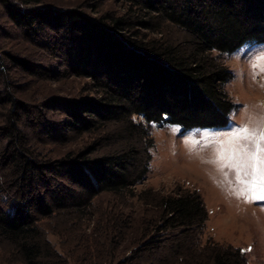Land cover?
Returning <instances> with one entry per match:
<instances>
[{
  "label": "trees",
  "instance_id": "1",
  "mask_svg": "<svg viewBox=\"0 0 264 264\" xmlns=\"http://www.w3.org/2000/svg\"><path fill=\"white\" fill-rule=\"evenodd\" d=\"M119 1L126 5L123 13L90 16L82 6L57 9L38 6V0H0L22 42L43 51L45 46L75 43L79 50L76 60L70 58L73 73L82 75V67L90 65L96 71L86 72L95 75L101 93L89 107L92 114L82 117L73 105L66 106L76 118L74 129L95 131L108 121L125 120L129 141L106 154L91 156L94 145L68 154L60 166L73 186L42 191V183L48 185L57 169L41 157L35 130L41 122H29L30 107L16 94L30 86L28 77L43 80L52 67L0 43V159L7 170L0 175V241L9 245V259L18 257L20 264H65L44 227L61 210L82 218L100 193L135 196V186L148 173L153 146L149 126L228 125L235 104L225 86L233 74L222 55L245 44L264 43V0ZM135 117L140 121L134 122ZM155 202L166 228L186 232L183 242L172 246L173 260L163 258L164 264H249L239 247L210 240L196 243L208 220L197 190L179 189ZM159 244L152 239L146 247Z\"/></svg>",
  "mask_w": 264,
  "mask_h": 264
},
{
  "label": "rangeland",
  "instance_id": "2",
  "mask_svg": "<svg viewBox=\"0 0 264 264\" xmlns=\"http://www.w3.org/2000/svg\"><path fill=\"white\" fill-rule=\"evenodd\" d=\"M43 5L57 9L82 6L90 16L109 11L123 13L126 8L119 0H38V6ZM0 43L10 52L30 55L42 66L52 67L45 71L47 77L43 80L28 77L26 81L30 82V86L26 84L16 94L30 107L29 122H41L35 128L41 157L44 156L46 162L53 161L57 169L52 171L55 176L48 185L42 183V191L49 193L56 186H73L60 166L68 154L87 151L94 145L90 155L95 156L119 151L129 145L124 137L125 120L118 123L108 121L95 131L85 132L71 125L76 118L66 106L73 105L82 117H89L92 114L89 107L101 95L96 88L95 75L86 73L96 74L91 65L82 67L86 70L82 75L73 73L71 69L70 58L76 60L78 57L77 44L69 42L60 47L50 42L51 48L45 46L47 49L43 51L40 47L22 42L1 6ZM261 56H264V43L245 44L232 53L222 55V61L233 74L225 86L235 104L228 125L183 129L175 124H152L148 128L149 138L153 139V146L149 149L148 173L135 186V196L103 192L93 199L84 217L78 218L67 210H61L44 222L46 239L65 264H164L163 258L171 257L173 260L172 246L183 242L186 232L179 228H166L163 213L155 201L179 189L197 190L208 210L206 227L198 235L197 242L194 240L197 244L210 240L239 247L246 254L249 264H264V201L235 194L238 187L235 173L228 168L221 170V162L216 160L220 144L225 143L228 137L219 136L216 143L210 144L213 137L207 135L231 133L233 128L241 125L256 129L257 134L264 131V71L253 68L254 63H264L259 60ZM39 116L43 117L40 119ZM139 121V118H134V122ZM200 133H205L204 139ZM3 137L0 131V147ZM190 138L199 140L200 144H191L188 142ZM130 143L141 146L134 140ZM240 143H247L249 149L255 151L251 141ZM261 156L264 158V154ZM1 162L2 159L0 175L7 171L1 168ZM257 166L260 167L259 164ZM225 172L228 173L227 179ZM9 189L12 192L14 186L9 185ZM152 239L160 244L157 248L148 249L146 244ZM8 246L0 241V264H20L18 257L11 256L9 259L6 252Z\"/></svg>",
  "mask_w": 264,
  "mask_h": 264
},
{
  "label": "snow or ice",
  "instance_id": "3",
  "mask_svg": "<svg viewBox=\"0 0 264 264\" xmlns=\"http://www.w3.org/2000/svg\"><path fill=\"white\" fill-rule=\"evenodd\" d=\"M259 60L264 61V56H261ZM253 68L264 71V63H254ZM200 135L202 139L205 138V133ZM207 135L213 137L209 141L210 144L216 143L219 136L228 137L225 143L220 144L216 160L221 162V170L228 168L235 173L234 178L238 186L235 194L250 200L264 201V158L261 156L264 154V131L257 134L256 129L241 125L233 128L231 133H208ZM240 141H251L255 151H251L247 143L241 144ZM188 142L193 145L200 144V141L194 138H190ZM254 161L257 163H253ZM224 175L227 179L228 173L225 172Z\"/></svg>",
  "mask_w": 264,
  "mask_h": 264
}]
</instances>
